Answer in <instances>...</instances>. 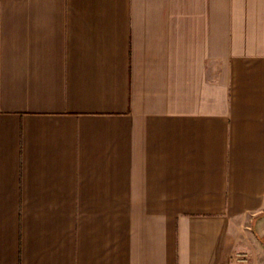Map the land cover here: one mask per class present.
Wrapping results in <instances>:
<instances>
[{"label":"crops","instance_id":"1","mask_svg":"<svg viewBox=\"0 0 264 264\" xmlns=\"http://www.w3.org/2000/svg\"><path fill=\"white\" fill-rule=\"evenodd\" d=\"M0 264H264V0H0Z\"/></svg>","mask_w":264,"mask_h":264},{"label":"built area","instance_id":"2","mask_svg":"<svg viewBox=\"0 0 264 264\" xmlns=\"http://www.w3.org/2000/svg\"><path fill=\"white\" fill-rule=\"evenodd\" d=\"M240 261H242V258H240Z\"/></svg>","mask_w":264,"mask_h":264},{"label":"rangeland","instance_id":"3","mask_svg":"<svg viewBox=\"0 0 264 264\" xmlns=\"http://www.w3.org/2000/svg\"><path fill=\"white\" fill-rule=\"evenodd\" d=\"M235 262V261H234ZM241 262V261H240Z\"/></svg>","mask_w":264,"mask_h":264}]
</instances>
